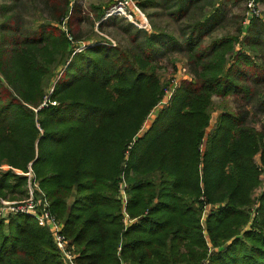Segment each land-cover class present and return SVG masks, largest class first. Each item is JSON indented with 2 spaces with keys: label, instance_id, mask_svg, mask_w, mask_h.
I'll use <instances>...</instances> for the list:
<instances>
[{
  "label": "trees",
  "instance_id": "1",
  "mask_svg": "<svg viewBox=\"0 0 264 264\" xmlns=\"http://www.w3.org/2000/svg\"><path fill=\"white\" fill-rule=\"evenodd\" d=\"M32 1L49 14L47 24L34 31L15 18L14 28L8 21L0 31V167L31 166L75 263L264 264V124L251 125L242 105L223 108L212 126L216 98L247 104L259 96L264 109L261 17H249L246 39L241 25L205 45L214 15L190 17L202 0H165L175 22L187 21L184 44L128 23L121 27L128 46L101 38L77 51L78 7ZM138 6L162 7L156 0ZM109 7L97 13L101 29ZM165 36L184 54L190 78L141 133L167 87ZM27 183L0 169L1 198L25 197ZM0 264L65 263L51 232L20 215L0 221Z\"/></svg>",
  "mask_w": 264,
  "mask_h": 264
},
{
  "label": "rangeland",
  "instance_id": "2",
  "mask_svg": "<svg viewBox=\"0 0 264 264\" xmlns=\"http://www.w3.org/2000/svg\"><path fill=\"white\" fill-rule=\"evenodd\" d=\"M70 1L72 2L73 6L78 7V11L80 14V19L77 14L72 16V23L74 24L73 30L75 32L74 36H79L82 39L81 42L75 43L74 45V48L78 49L77 51H81L85 49V47L96 44L98 41L101 40V38L107 39V41H109L112 46H116L119 43L125 46L129 45L128 35H125L121 31V27H125L128 23H130L128 19H125L123 17H116L119 20L115 21L114 19L116 18H107L108 20L103 21V29L99 28L100 22H97L96 19L97 13H99L100 8L104 9L108 6H110L109 8H111L122 0ZM131 1L132 3L138 6L139 2L144 0ZM156 1L157 3L162 5L161 8L155 7L148 8L145 11L141 10L146 15L151 25V30H148V32L154 33L156 29L158 31H161V33L174 36L175 38L179 39L181 43L184 44L185 36H183V26L187 21L179 23L175 22L173 18L169 16V13L165 9H163V5H165V0ZM60 2H63V0H60ZM32 3H34L32 0H21L20 4L17 5L14 0H0V31L5 27L8 21H10L8 26L14 28L15 18L16 20L17 18H19L18 20H20L22 28H30L34 31L38 30V27L40 25L47 24L49 20V14L44 10V7L42 5H33ZM69 6L70 7L67 8L68 12H72V6ZM258 6L261 11V19L257 20V24L262 25L264 24V4L260 3L258 4ZM213 15L214 22L209 23L207 25V29L212 28V26H215V29L211 32L209 36L204 39L205 45L209 44L213 38H221L228 34H238V29L241 25L243 27V34H241V39H246L248 37L249 31H247L245 27H248V24L250 23V18L244 0H202L199 4L195 5V7L190 13V17L192 18V20L194 18L196 20L201 19L202 21L205 18H209L210 16L212 17ZM76 20L79 21V24L76 22ZM133 33H135L134 30ZM163 38L166 40V48H163L162 53L164 54L160 58V66L162 67V69L160 70V74L162 76L163 83L168 86L170 81H172L173 79L179 78L180 82L189 79L190 74L187 68V60L184 54L173 52V50L177 49V47H174L175 49L171 48L169 40L166 38V36ZM246 53L251 54V51L247 50ZM172 60L176 61V66H178L176 67L178 69L176 71ZM62 69H64L63 66L58 68L55 71V74L62 72ZM53 86L54 81L50 80L47 88L48 95L51 94L50 92H52ZM257 87L261 94L260 96L264 98V85L260 84ZM215 103L217 108H215V111L213 112V123L216 121L218 115L220 114V111H223V108H228L229 110L233 111L244 105L245 109H247L249 113L248 122L254 127H256L258 130H261L262 125L264 124V109H261V102H259V96L257 97V99H254L253 101H251V103L247 104H241V102L238 101L236 98H230V100L226 101L225 103H223V101H221L220 99L216 98ZM158 112L159 111H157L155 114L151 112V114L149 115L150 120L146 122L145 127L141 130V133L147 131V129L151 126L153 120L157 117ZM5 170H7V168H5ZM5 170L2 171L6 172ZM261 178L263 183V190L264 175H262ZM262 190L257 191V197L261 194ZM22 197L23 196L21 195H9L7 199L16 201L21 200Z\"/></svg>",
  "mask_w": 264,
  "mask_h": 264
},
{
  "label": "built area",
  "instance_id": "3",
  "mask_svg": "<svg viewBox=\"0 0 264 264\" xmlns=\"http://www.w3.org/2000/svg\"><path fill=\"white\" fill-rule=\"evenodd\" d=\"M244 3L246 4L249 17H261V11L257 0H244ZM141 10L142 9L132 3L131 0H122L107 11L105 19L114 16L123 17L128 19L133 26L140 30H151L148 18ZM179 84V78L170 81L169 86H167L164 91L163 98L155 107L156 110L152 111L154 114L157 111H160L159 109H163L169 104ZM44 104L46 105V102ZM52 104L56 105L55 102ZM5 168H7V170H12L18 176L27 178V194L21 200L16 201L0 197V221L8 223L12 218L20 215L35 219L41 228L48 229L51 232L53 241L60 252V256L64 263L76 264V254L74 249L63 234V223L50 212L49 202L40 194V189L31 166H29L27 172L15 170L9 166L0 167L1 170H5ZM123 199L124 201L127 199L125 193H123Z\"/></svg>",
  "mask_w": 264,
  "mask_h": 264
},
{
  "label": "crops",
  "instance_id": "4",
  "mask_svg": "<svg viewBox=\"0 0 264 264\" xmlns=\"http://www.w3.org/2000/svg\"><path fill=\"white\" fill-rule=\"evenodd\" d=\"M219 116V115H218ZM218 118V117H217ZM217 120V119H216ZM216 123V121L213 123V121H212V126L214 125Z\"/></svg>",
  "mask_w": 264,
  "mask_h": 264
}]
</instances>
